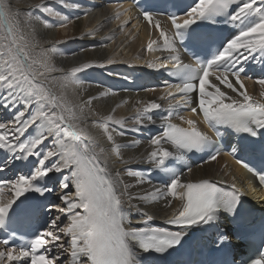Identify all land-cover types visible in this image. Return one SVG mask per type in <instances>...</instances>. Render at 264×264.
Listing matches in <instances>:
<instances>
[{"label":"snow or ice","instance_id":"1","mask_svg":"<svg viewBox=\"0 0 264 264\" xmlns=\"http://www.w3.org/2000/svg\"><path fill=\"white\" fill-rule=\"evenodd\" d=\"M235 2L236 0H198V2L196 0L194 6L184 14L183 18L176 15L169 16L174 30L171 35L161 26L160 21H154L150 13H143L145 21L150 25L154 23L159 33L157 40L150 38L147 41V49L156 50L162 41L164 48L161 50L174 51L173 41L180 36L182 29L201 18L226 11L229 5ZM36 7H43V0ZM45 10L51 11L50 9ZM250 15L258 17L257 21L242 28L217 55L206 63L185 64L179 55H172V74L179 75L181 83L169 85L165 89L166 96L162 99L180 94L181 99L176 101V105L187 106L195 103L196 107H192L191 111L196 113L199 110L204 121L211 127L213 124H226L244 132L251 131L248 127L249 122L264 127V92L260 94L261 99L250 96L241 80L242 69L236 67L248 58L245 53L264 52V0H261L259 7H257V0H243L230 19L238 22ZM67 20L68 17H61L62 22ZM0 23L4 24L8 39L5 52L7 59L0 64V88L14 90L10 91L5 103L7 105L9 100H17L28 107L34 101L38 105L34 114L28 119L23 118L25 113L21 111L15 115L13 123L0 122V149L16 153L17 159L33 155L39 157L38 166L30 176L18 175L16 179L0 180V216L5 215L16 199L26 191H43L35 187L34 181L46 176L50 171H67L70 176H67L60 185L62 193L60 199L67 205V209L60 208L59 211L66 213L69 223L65 228L60 229V232L71 237L72 264H131V253L126 242L129 237L137 240L140 247L146 251L148 249L163 251L166 247L175 244L183 235L181 231L156 227L126 229L121 211L122 200L116 194L115 183L107 177V169L100 165L99 157L92 151L89 144L84 142L85 137L89 140L91 137L84 129L72 123L78 117L74 107L69 106L63 90L77 83V73L89 67H105L106 64L85 63L79 67H72L59 80L54 77L49 80L48 77L54 69L47 60L46 52L42 51L37 56H32L17 42L13 28L9 26L10 15L5 6H0ZM125 23L127 21H122L120 27H123ZM44 24L46 27L49 26L47 21H44ZM94 31V29L90 30L88 34ZM106 63L111 64L112 60L109 59ZM148 66L154 67L151 62ZM165 66L166 64H161L159 67ZM212 76H215L219 84L211 81ZM230 77L234 78V81ZM258 83L264 86V79H260ZM54 85H58L62 90L60 95L53 91ZM220 85L231 90L235 95L222 90ZM193 94H195V99H193ZM101 95H106V93H101ZM93 99L89 97L88 101L80 107L90 105ZM176 105H169V116L172 115V109ZM49 107L59 111H45V108ZM160 107V104L150 101L145 106L137 108L135 124H143L145 120L150 122L149 113ZM180 119L187 124V127L170 123L165 118V131L162 135L151 138L150 143L154 146V150L147 154V161L154 162L158 166L172 154L161 146L165 141L179 150H190L211 141L212 138L199 130L194 120L185 117H180ZM110 123L123 126L124 118L115 119L109 114L94 121L96 126L103 129L107 140L113 144V151L119 156L121 146L115 143ZM32 126L41 130L39 135L21 142L20 138ZM44 131H47L49 136H54L55 150H46L41 154L38 148L48 139ZM62 133L64 134L63 139L61 138ZM120 135L123 133L121 132ZM133 143H138V141ZM218 154L217 152L209 159L216 160ZM57 156L59 159L55 163H46ZM237 163L242 162L238 160ZM244 166L247 167V165ZM135 175L139 176L140 173H135ZM258 178L260 183L264 184V174H260ZM69 179L75 187V192L71 197L63 194L69 187ZM231 187L233 191L227 192L218 187L217 182L210 179L187 183H181L178 177L172 179L166 187V195L178 200L179 205L170 216L166 217V223L183 228L211 219L214 210L219 207H230L236 202L241 192L235 184ZM6 188L11 191L12 198L4 197ZM126 192L127 189L121 195ZM149 195L152 199H159L162 193L157 188ZM134 198L143 201L149 196L130 197L129 199ZM129 206L135 207L131 204ZM76 208L82 209V212L74 211ZM144 217H146L143 220L145 224L153 218L147 214ZM58 220L59 217L55 218L52 225L56 226ZM50 244L62 251L65 250L60 234L51 230L42 231L31 239L26 247H20L18 250L8 247L6 240H0V264H13L22 258H28L30 264H58L60 257L50 258V254H45ZM84 257L86 259H83ZM252 264H264V260H256Z\"/></svg>","mask_w":264,"mask_h":264},{"label":"bare ground","instance_id":"2","mask_svg":"<svg viewBox=\"0 0 264 264\" xmlns=\"http://www.w3.org/2000/svg\"><path fill=\"white\" fill-rule=\"evenodd\" d=\"M3 1L10 15L15 18L16 31L13 30V34L17 37V42L22 47L28 46L35 56L42 51L46 52L47 60L54 69L48 77L49 80L53 77L59 80L72 67H79L85 63L106 64L105 67H89L77 73V83L63 90V93L69 106L74 107L78 117L72 123L80 129H84L91 137L90 140L85 137L84 142L89 144L92 151L99 157L100 165L106 167L107 173L115 183L117 195L122 200L121 210L126 229L150 227L169 229L163 222H166V217L170 216L179 205L178 200L166 195V187L174 178L178 177L181 183H187L222 177L226 181H234L236 186L242 189L239 182L240 178L243 179V184L247 185L246 174L228 156L221 155L216 160L197 164L184 159L171 144L164 142L161 146L172 154L158 166L154 162L147 161V154L154 150V146L150 143L151 138L162 135L165 118L168 117L170 123L187 126L180 119V117H185L194 120L199 130L207 131V129L202 113L199 110L196 113L191 111L192 107H196L195 103H190L187 106L176 105V101L181 99L180 94L162 99L166 96L165 89L170 84L161 78L159 73H156L160 68L159 66L161 64H166L165 67L171 66L172 55H179L182 61H185V58L175 41H173L174 51L172 52L161 50L164 48L162 41L156 50L149 51L147 49V41L150 38L157 40L159 33L156 31L154 23L150 25L145 21L143 15L140 16L136 12L133 7L135 0H43V7H36V5L41 4V0ZM195 2L196 0H191L192 6ZM241 3L243 0L232 5V10L228 11L230 17ZM260 3L261 0H257V7L260 6ZM0 6H3L1 2ZM34 13L43 22L47 21L49 26L45 28L44 23L42 24ZM223 13L226 14V11ZM152 16L154 21H160L161 26L171 35L164 18L158 15ZM61 17H68V20L62 22ZM179 17L183 18L184 15ZM257 19L258 17L255 15H250L241 21L233 22L235 29L233 36L238 34L237 29L241 30L240 27H248ZM122 21H127V23L120 27ZM93 29L95 31L88 34ZM125 33H128L129 37H124ZM61 41L63 42L60 43ZM52 51L55 53L51 54ZM253 53L257 57H264V52L256 51ZM109 59L112 60L111 64L106 63ZM149 62L154 67H149ZM252 64L253 62L248 67ZM236 67L242 69L241 80L248 94L256 99H261L260 94L264 92V86L262 87L263 91L259 90V80L252 82V77L249 76L254 70L250 71L243 61ZM263 73L262 69H258L255 70L254 75ZM210 79L213 83L219 84L215 76L210 77ZM230 79L234 81V78L230 77ZM254 84L255 86H252ZM250 86L255 89L254 94L250 92ZM220 87L222 90L228 91L230 95H235L231 90L225 89L223 85ZM53 91L60 95L62 90L58 85H54ZM101 93H106V95H101ZM89 97L94 98L92 103L81 108L80 106L84 105ZM193 99H195V94ZM5 100L6 98H4V102ZM150 101H155L161 107L149 113L150 122L145 120L143 124H135L136 109L145 106ZM4 102L0 101V108L6 111L4 115L8 124L13 123L14 116L21 111L25 113L24 119L30 118L38 107L34 101L28 107L17 100H9L7 105ZM170 104L176 105L172 109L171 116H169ZM49 110L59 111L58 109H50V107ZM109 114L113 115L115 119L124 118L123 126L110 123V130L114 134L115 143L121 146L119 156L113 151V144L107 140L103 129L94 124V121H98L100 117ZM39 131L41 130H38L36 126L30 127L25 135L20 138L21 142L39 135ZM121 132L123 135H120ZM44 135L48 136V139L38 148L41 154L46 150H55L54 136H49L47 131H44ZM61 138H64L63 133ZM134 141H138V143H133ZM16 155L7 149H0V180L2 178L3 180L16 179L18 175L30 176L38 166V156L33 155L17 159ZM58 159V156L53 157L50 162L46 163H55ZM135 173H140V175L137 176ZM67 176H70L67 171H50L46 176L39 178L45 179L47 184L41 191L38 210L48 220L49 230L52 228L56 232L58 230L53 228L54 226L51 227L50 223L57 217H59V222L66 218L65 213L59 209H67V205L60 199L62 194L60 185ZM36 181L33 183L35 184ZM68 184V189L63 193L67 196H69L70 188H75L71 179L68 180ZM157 188L161 190L162 195L159 199H152L149 194ZM125 189H127L126 194L121 195ZM240 192L245 195L242 190ZM245 192L247 198L252 196L254 201L263 200L260 195L252 193L248 187ZM138 196H149V198L143 201L135 198L129 199ZM4 197L12 198V193L7 188ZM129 204L135 205V207H131ZM250 207L256 208L254 205H250ZM74 211L82 212V209L76 208ZM145 214L153 217L147 224L143 222L146 218L144 217ZM230 226V218L222 217L220 213H212L211 219L192 228L172 231H181L186 236H206L209 240H214L213 237L216 234L229 237L233 231ZM57 233L60 236L64 235L60 231ZM236 236L231 237L229 241L235 242L233 251L240 256L244 254L245 245L240 244ZM64 243L65 250L62 251L57 246L50 244L45 254L51 255L50 251L52 250L56 257H60L58 264H72L69 243ZM247 245L254 247L253 243H247ZM132 255L133 264H174L170 258L159 260L143 256L136 251H133ZM13 264H30V260L22 258Z\"/></svg>","mask_w":264,"mask_h":264},{"label":"rangeland","instance_id":"3","mask_svg":"<svg viewBox=\"0 0 264 264\" xmlns=\"http://www.w3.org/2000/svg\"><path fill=\"white\" fill-rule=\"evenodd\" d=\"M0 2H1V4L3 5V6H5V8H6V10H7V7H6V5H5V3H4V1L3 0H0ZM111 12V11H110ZM9 15H10V13H9ZM34 15L38 18V20L43 24L44 22L41 20V18L39 17V16H37V14H35L34 13ZM10 24H11V26H12V28H13V30L14 31H16V28H15V18L13 17V16H11L10 15ZM0 64H2L3 63V61H4V59H7V56L5 55V52H6V45L8 44V39H7V33H6V29H5V26H4V24L3 23H0ZM44 27L45 28H47L46 26H45V24H44ZM6 34V35H5ZM124 37H129L128 36V33H125V35H124ZM129 40H131V38H129ZM5 47V48H4ZM26 48V50L29 52V53H31V50H30V48L28 47V46H26L25 47ZM55 52L54 51H52L51 52V54H54ZM31 55L32 56H35V55H33L32 53H31ZM51 58L53 59V57L51 56ZM258 81V80H257ZM252 86H255V84L254 85H252ZM252 86H250V92L252 93V94H254V88L252 87ZM262 85H260V84H258V89L259 90H261V91H263V89H262ZM252 89V90H251ZM10 91H14V90H6V89H3V88H0V101L1 102H4V98H7L8 96H9V94H10ZM5 103V102H4ZM45 111H50L49 110V108H45ZM6 113V111L4 110V109H2V108H0V121H2V122H4V123H6V124H8L7 123V118L5 117V114ZM15 117V116H14ZM57 188V187H56ZM69 192H70V195H72L73 193H72V188H70V190H69ZM69 220H68V217H66L65 218V220H62V222H59V220L57 221V225L56 226H54L53 228H56V230H58V231H60V228H65L66 226H67V222H68ZM58 224H59V227H57L58 226ZM51 231H53V229L51 228L50 229ZM57 231V232H58ZM56 232V231H55ZM63 236V235H62ZM61 236V239L62 240H66V242H68L69 243V246H70V240H71V237L70 236H65L64 235V238ZM66 237H68V238H66ZM62 244L64 245L65 243L64 242H62ZM64 249H65V246H64ZM70 250H71V248H70Z\"/></svg>","mask_w":264,"mask_h":264}]
</instances>
